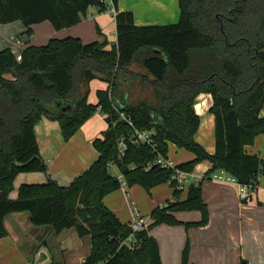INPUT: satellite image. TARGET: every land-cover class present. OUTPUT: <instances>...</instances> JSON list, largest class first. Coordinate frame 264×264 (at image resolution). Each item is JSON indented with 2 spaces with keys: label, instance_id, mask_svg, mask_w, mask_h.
I'll return each instance as SVG.
<instances>
[{
  "label": "trees",
  "instance_id": "trees-1",
  "mask_svg": "<svg viewBox=\"0 0 264 264\" xmlns=\"http://www.w3.org/2000/svg\"><path fill=\"white\" fill-rule=\"evenodd\" d=\"M118 2L0 0V24L22 20L27 34L31 25L46 20L56 30L75 25L93 6L106 11L112 5L117 11V43L110 49L106 42L66 38L28 45L20 59L10 48L0 51V238L8 233L9 214L28 212L35 226L56 233L74 227L80 236L90 235L92 250L83 264H163L149 230L181 224L178 211L201 212V219L188 227L207 225L205 180L224 170L242 184L255 185L259 178L264 183V159L245 151L264 133V0H178V22L145 26L136 25L133 11L119 10ZM141 53L146 55L138 62ZM93 79L107 84L97 90L96 103L88 101ZM200 93L213 97V154L195 139L201 118L194 105ZM99 106L108 125L93 140L96 157L69 180L54 177L41 154L36 125L44 119L53 122L69 140ZM120 113L133 126L120 120ZM135 129L154 130L153 143L131 142ZM169 143L194 154L178 165L182 170L191 172L205 160L212 167L188 186L185 198L184 190L175 189L173 201L154 208L153 222L133 232L104 198L123 185L150 190L167 183L173 169L155 165L147 170L145 165L159 154L168 156ZM112 164L123 180L112 172ZM24 172L49 177L20 184L12 198L15 180ZM190 251L187 239L181 264H192Z\"/></svg>",
  "mask_w": 264,
  "mask_h": 264
},
{
  "label": "crops",
  "instance_id": "crops-1",
  "mask_svg": "<svg viewBox=\"0 0 264 264\" xmlns=\"http://www.w3.org/2000/svg\"><path fill=\"white\" fill-rule=\"evenodd\" d=\"M118 9L133 11L135 23L139 26L176 23L180 18L178 0H119ZM116 12L112 5L106 11L93 6L75 25L56 30L46 20L31 25V34L26 33L27 27L22 20L0 24V51L10 48L20 59L23 49L28 45L42 46L51 39L66 38L80 39L84 44L106 42V48L110 49L117 43ZM150 52L160 51L153 49ZM145 55L139 54L137 61H142ZM5 77L13 78L10 74ZM92 83L96 86V92L107 86L99 79L91 80L90 85ZM97 101L96 95L93 103ZM212 105L213 97L209 93H200L194 105L201 118L195 139L210 154L215 152V116L210 112ZM96 114L104 119L103 123H91L89 131H84L86 121L69 140L64 139L53 122L44 119L36 125L41 154L48 161L49 173L54 177L69 180L94 160L97 150L93 140L100 137L108 125L105 115ZM260 115L264 116V108ZM85 133L88 134L87 139ZM245 151L264 159V133L257 135L253 144L245 145ZM168 157L179 165L193 159L194 154L187 155L181 161H174L169 152ZM211 167L212 162L205 160L195 166L193 173L204 176ZM47 177L49 175L43 172L20 173L10 196H17L20 184L43 182ZM187 188L182 192L181 199L186 197ZM172 190V197L162 194L164 202L163 199L147 202V217H142L146 227L153 222L150 216L154 208L174 200L175 189ZM122 191L124 198L119 204L113 203L109 195L104 198V202L122 222L129 223L136 212L139 213L136 207L138 203H135L136 198L143 196V193L138 186L127 189L122 187ZM202 195L209 208L207 225L188 227V223L201 219V212L178 211L175 216L181 224H158L149 230V234L159 243L162 263L181 264L182 250L189 239L192 264H242L245 260L248 264H264V190L261 189L245 201L239 197L236 184L210 178L203 182ZM5 226L8 233L0 238V264H29L38 261L46 264H83L92 250L90 235L80 236L74 227L56 233L51 228L35 226L30 222L28 212L9 214L5 218Z\"/></svg>",
  "mask_w": 264,
  "mask_h": 264
},
{
  "label": "built area",
  "instance_id": "built-area-1",
  "mask_svg": "<svg viewBox=\"0 0 264 264\" xmlns=\"http://www.w3.org/2000/svg\"><path fill=\"white\" fill-rule=\"evenodd\" d=\"M99 114L105 115V113L102 110V106H99L97 108V112ZM120 120H127L131 126H133V121L131 118L127 117L125 113H120ZM155 134L154 130H143L140 131L138 129H135L134 135L131 138V142H143V143H153L152 136ZM125 141L124 139H121L119 143L120 151H123L125 148ZM158 165L162 168H170L173 169V174L171 178L168 180L167 183H169L174 189L177 190H185L191 183L197 182L203 178V176H198L197 174L191 172H187L182 170L178 167V165L174 164L173 161L169 159L168 156H165L163 154H159L157 158L154 161L149 162L145 165V168L148 170L152 168L153 166ZM113 164L111 165L112 172L120 179L123 180L124 175L121 172H114L113 171ZM212 179L236 184L238 187V194L239 197L243 200L249 199L251 196L257 194L261 189L264 190V183L261 182V178H259V182L255 185H249V184H242L240 183L235 177L231 176L230 174L226 173L224 170L217 171L214 173L211 177ZM122 187H127L123 185ZM131 228L133 232L140 231L146 227V221L139 216L138 211L136 212L133 219L130 221ZM132 237V236H131ZM131 237H129L128 241L131 240ZM29 264H46L44 261H38L34 263Z\"/></svg>",
  "mask_w": 264,
  "mask_h": 264
},
{
  "label": "rangeland",
  "instance_id": "rangeland-1",
  "mask_svg": "<svg viewBox=\"0 0 264 264\" xmlns=\"http://www.w3.org/2000/svg\"><path fill=\"white\" fill-rule=\"evenodd\" d=\"M6 75H9V74H6ZM96 100V86L94 83H92L90 85V94H89V97H88V101L89 102H94ZM99 122H104V119L102 117H99L96 113L91 116L88 120H87V123L85 124V126L83 127L84 131H89V126L91 123H99ZM88 134L85 133V139H87V136ZM256 138V137H255ZM89 139V138H88ZM255 141V140H254ZM254 143V142H253ZM252 143V144H253ZM168 149H169V155L172 159H174V161H181L182 159H184L187 155L191 154L192 152L191 151H188L186 149H182V148H178L177 146L169 143L168 145ZM118 169L114 166L113 167V171L114 172H118L117 171ZM20 182H17V184H19ZM168 184L167 183H164V184H159L155 187H153L152 189L150 190H147L145 189L143 186L139 185V184H135L133 185L134 187L135 186H138L142 191L143 193V196L141 197H138L136 198L137 202L135 203L137 205L138 203V206L137 209L139 210V214L142 215L141 217H147L146 216V213H147V205L148 203L147 202H151L152 200H158L161 201L163 199V202L165 201V197H172V189L169 185L167 186ZM166 194V196L164 197L163 195ZM111 201L113 203H116V204H119V202H121L124 198V195H123V191H122V186L114 191H112L111 193L108 194ZM168 195V196H167ZM164 197V198H163ZM126 199V198H125ZM127 200V199H126ZM135 200V199H134ZM135 200V201H136ZM167 203V202H166ZM112 210V209H111ZM113 211V210H112ZM145 214V215H144ZM133 219V217L131 218V220Z\"/></svg>",
  "mask_w": 264,
  "mask_h": 264
},
{
  "label": "water",
  "instance_id": "water-1",
  "mask_svg": "<svg viewBox=\"0 0 264 264\" xmlns=\"http://www.w3.org/2000/svg\"><path fill=\"white\" fill-rule=\"evenodd\" d=\"M42 258H43V256H42ZM42 258H41V260H42Z\"/></svg>",
  "mask_w": 264,
  "mask_h": 264
}]
</instances>
